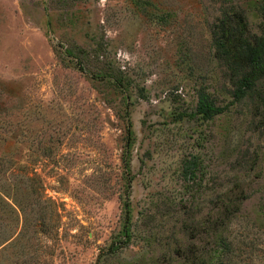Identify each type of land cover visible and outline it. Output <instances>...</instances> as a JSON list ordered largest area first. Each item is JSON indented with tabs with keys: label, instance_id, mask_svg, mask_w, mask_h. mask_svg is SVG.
I'll list each match as a JSON object with an SVG mask.
<instances>
[{
	"label": "rangeland",
	"instance_id": "374dc122",
	"mask_svg": "<svg viewBox=\"0 0 264 264\" xmlns=\"http://www.w3.org/2000/svg\"><path fill=\"white\" fill-rule=\"evenodd\" d=\"M236 5L259 23L251 0H0V264H191L221 194L264 185V108L198 113L231 101L214 41ZM262 222L227 229L233 264H264Z\"/></svg>",
	"mask_w": 264,
	"mask_h": 264
},
{
	"label": "trees",
	"instance_id": "16d2710c",
	"mask_svg": "<svg viewBox=\"0 0 264 264\" xmlns=\"http://www.w3.org/2000/svg\"><path fill=\"white\" fill-rule=\"evenodd\" d=\"M251 4L253 12L256 11L259 16V23L257 24L252 21V15L249 13L250 9L248 10L247 7L242 5H236L231 12H221L214 41L216 55L224 63L227 70L235 72L236 75L228 84L231 101L227 105L215 101L213 87L212 90L200 94L198 113L202 114L204 119L214 121L216 117L228 113L230 107L242 103L247 98L252 99V104H256V109L264 108V0H251ZM80 71L87 73L84 68ZM116 82H118V79H116ZM127 135V147L129 148L132 141L130 123L127 125ZM6 164L8 166L5 164L0 165V181L2 184L14 180V176L15 178L18 177V170L14 164L10 161ZM126 164L128 166L129 161ZM257 172L261 175V173H264V169H257ZM257 178L259 177H254V180H250L241 189H228L221 194L219 197L221 202L218 205L217 212L221 223L218 222V225L216 223L210 224L213 216L209 211L204 222L206 229L201 250H192L188 253L187 258L191 264H195L197 260L201 262L200 264H233V241L230 240V236L226 235V231L232 222L239 218H246L253 223H257L262 219L264 221V188H262L264 185L261 187V181ZM1 186L4 185H0V192H2ZM2 196L0 201L9 206V203L4 201ZM4 196L6 197V195ZM257 196L259 198L256 200ZM250 203L255 207L251 213L247 211ZM124 208L128 226L120 240V245L116 246L115 243L110 245L109 252L111 253L117 252L120 247L125 246L131 240L129 229L131 210L128 201H126ZM262 225L264 226L263 222ZM211 246H214L213 250H210ZM241 247H243V244L237 248V251H239L238 258L244 254ZM192 248L194 246L190 245V250ZM252 254L253 251L250 249L246 255L250 257Z\"/></svg>",
	"mask_w": 264,
	"mask_h": 264
}]
</instances>
